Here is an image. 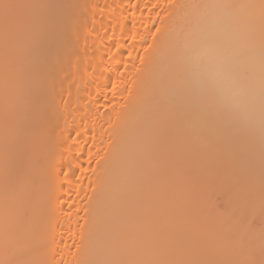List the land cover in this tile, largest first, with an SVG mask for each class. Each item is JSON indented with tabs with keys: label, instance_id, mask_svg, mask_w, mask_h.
Masks as SVG:
<instances>
[{
	"label": "bare ground",
	"instance_id": "6f19581e",
	"mask_svg": "<svg viewBox=\"0 0 264 264\" xmlns=\"http://www.w3.org/2000/svg\"><path fill=\"white\" fill-rule=\"evenodd\" d=\"M0 264H264V0H0Z\"/></svg>",
	"mask_w": 264,
	"mask_h": 264
},
{
	"label": "snow or ice",
	"instance_id": "6c2138e0",
	"mask_svg": "<svg viewBox=\"0 0 264 264\" xmlns=\"http://www.w3.org/2000/svg\"><path fill=\"white\" fill-rule=\"evenodd\" d=\"M9 5L5 4L4 7L7 8Z\"/></svg>",
	"mask_w": 264,
	"mask_h": 264
}]
</instances>
